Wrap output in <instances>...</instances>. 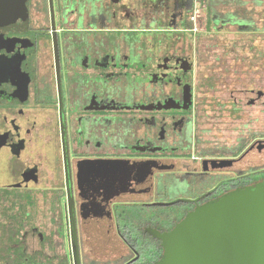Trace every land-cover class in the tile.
Instances as JSON below:
<instances>
[{
  "label": "flooded vegetation",
  "instance_id": "flooded-vegetation-1",
  "mask_svg": "<svg viewBox=\"0 0 264 264\" xmlns=\"http://www.w3.org/2000/svg\"><path fill=\"white\" fill-rule=\"evenodd\" d=\"M206 1L0 3V264H153L152 230L264 181L254 69L205 56L255 0Z\"/></svg>",
  "mask_w": 264,
  "mask_h": 264
},
{
  "label": "water",
  "instance_id": "water-1",
  "mask_svg": "<svg viewBox=\"0 0 264 264\" xmlns=\"http://www.w3.org/2000/svg\"><path fill=\"white\" fill-rule=\"evenodd\" d=\"M0 3L6 7L2 11L6 13L9 7L15 15L18 28L25 29L27 0ZM151 233L163 247L161 258L153 264H264V181L198 204L171 230L154 229ZM76 264H81L77 250Z\"/></svg>",
  "mask_w": 264,
  "mask_h": 264
},
{
  "label": "rangeland",
  "instance_id": "rangeland-1",
  "mask_svg": "<svg viewBox=\"0 0 264 264\" xmlns=\"http://www.w3.org/2000/svg\"><path fill=\"white\" fill-rule=\"evenodd\" d=\"M253 1L250 0L252 5ZM229 8V6H228ZM222 10H225V7H221ZM261 9L255 4V27L256 29H261L264 27V18L258 13V10ZM232 34L220 33L215 37L208 36V45L206 51V58L208 60L207 67L214 68L219 67L216 62L217 56L223 54L224 52L233 51L234 56L223 55L224 60H231L234 68L241 71L242 69L247 71V69H254V80L250 81V84L255 87L256 91L264 93V36L259 30L256 34V38L251 43H245L243 40V34L238 33L236 24L231 26ZM262 34V35H261ZM258 35V36H257ZM220 67H228L227 64H220ZM237 74V71H233ZM241 84L247 83V80L240 81ZM219 93V92H217ZM227 96L224 97L226 99ZM255 107H254V117H255V126L257 132H264V95L261 97L257 96ZM212 99H216L213 96ZM228 107V105H227ZM257 154V153H256ZM256 162L263 164L264 163V151L259 155H256Z\"/></svg>",
  "mask_w": 264,
  "mask_h": 264
},
{
  "label": "trees",
  "instance_id": "trees-1",
  "mask_svg": "<svg viewBox=\"0 0 264 264\" xmlns=\"http://www.w3.org/2000/svg\"><path fill=\"white\" fill-rule=\"evenodd\" d=\"M229 2V1H228ZM236 2L234 0H230L229 3H227V5H234ZM257 3V5L259 7H261V9L258 10V13L261 15L262 18H264V0H255V4ZM204 4L208 7V10L210 12V14L213 13L214 11V8L217 9L218 8V5L215 4V1L213 0H207L206 2H204ZM258 30L263 33V36H264V27L261 28V29H256L255 27V30H254V33H253V36H254V39L256 38V34L258 32ZM259 33V32H258ZM262 35V34H261ZM258 36V35H257ZM128 227H132V228H137L136 225H134L133 223H129ZM153 248L154 249H157L158 247L156 245H153ZM150 254V252H146L145 254ZM153 256V254H151ZM162 256V251L160 250V252L156 253V255H154L152 257V260H151V263L155 262V261H158L160 259V257Z\"/></svg>",
  "mask_w": 264,
  "mask_h": 264
}]
</instances>
